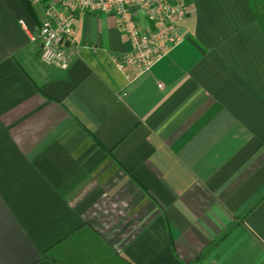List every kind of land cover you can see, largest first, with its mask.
Segmentation results:
<instances>
[{
    "label": "crops",
    "instance_id": "obj_1",
    "mask_svg": "<svg viewBox=\"0 0 264 264\" xmlns=\"http://www.w3.org/2000/svg\"><path fill=\"white\" fill-rule=\"evenodd\" d=\"M42 19L0 0V264H264V0H187L137 76L117 17L77 14L65 70Z\"/></svg>",
    "mask_w": 264,
    "mask_h": 264
},
{
    "label": "built area",
    "instance_id": "obj_2",
    "mask_svg": "<svg viewBox=\"0 0 264 264\" xmlns=\"http://www.w3.org/2000/svg\"><path fill=\"white\" fill-rule=\"evenodd\" d=\"M30 1L43 12L40 26L31 35L39 42L40 59L62 70L73 61L70 46L78 13H103L119 19L133 48L117 60V66L128 69L130 76L149 71L183 39L178 24L187 13V0Z\"/></svg>",
    "mask_w": 264,
    "mask_h": 264
}]
</instances>
